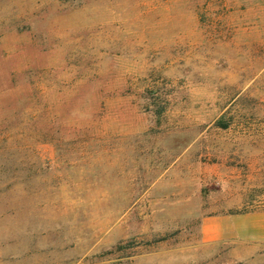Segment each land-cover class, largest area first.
Wrapping results in <instances>:
<instances>
[{
    "label": "rangeland",
    "instance_id": "obj_1",
    "mask_svg": "<svg viewBox=\"0 0 264 264\" xmlns=\"http://www.w3.org/2000/svg\"><path fill=\"white\" fill-rule=\"evenodd\" d=\"M264 0H0V264H264Z\"/></svg>",
    "mask_w": 264,
    "mask_h": 264
},
{
    "label": "crops",
    "instance_id": "obj_2",
    "mask_svg": "<svg viewBox=\"0 0 264 264\" xmlns=\"http://www.w3.org/2000/svg\"><path fill=\"white\" fill-rule=\"evenodd\" d=\"M255 220H257L256 223L252 224L249 228L245 227L242 229L237 228H231L230 233L231 235H235L239 233L240 231L247 232V234L244 235L246 238H259L260 240H264V217L261 219V217H254Z\"/></svg>",
    "mask_w": 264,
    "mask_h": 264
}]
</instances>
